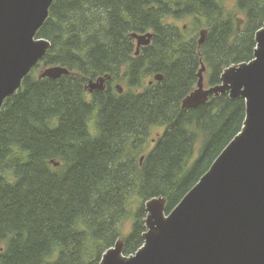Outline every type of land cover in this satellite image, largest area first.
I'll use <instances>...</instances> for the list:
<instances>
[{
    "label": "trees",
    "instance_id": "1",
    "mask_svg": "<svg viewBox=\"0 0 264 264\" xmlns=\"http://www.w3.org/2000/svg\"><path fill=\"white\" fill-rule=\"evenodd\" d=\"M263 23L264 0H54L37 67L74 74L39 79L35 66L2 104L0 264H98L119 236L134 253L144 202L163 196L170 212L241 129L243 99L181 107L201 63L204 80L219 83L225 67L252 58ZM148 31L135 55L130 34ZM156 73L161 81L145 82ZM104 74L103 91L84 88Z\"/></svg>",
    "mask_w": 264,
    "mask_h": 264
},
{
    "label": "water",
    "instance_id": "2",
    "mask_svg": "<svg viewBox=\"0 0 264 264\" xmlns=\"http://www.w3.org/2000/svg\"><path fill=\"white\" fill-rule=\"evenodd\" d=\"M53 1L0 0V111L50 49V41L37 32ZM234 16L239 31L244 19ZM130 36L138 55L154 33ZM203 39L204 34L199 42ZM254 41L252 58L225 67L217 84L205 86L201 63L195 88L181 102L185 109L206 103L210 96L243 99L240 131L170 212L166 213L163 196L144 202L143 244L134 253L124 254V238L119 236L98 264H264V23ZM69 74L74 73L52 65L41 68L37 77L58 79ZM110 77L89 78L84 88L90 93L103 91ZM153 78L161 81L163 75L156 73ZM116 89L122 93L124 88L116 84Z\"/></svg>",
    "mask_w": 264,
    "mask_h": 264
},
{
    "label": "rangeland",
    "instance_id": "3",
    "mask_svg": "<svg viewBox=\"0 0 264 264\" xmlns=\"http://www.w3.org/2000/svg\"><path fill=\"white\" fill-rule=\"evenodd\" d=\"M232 6H233V3L230 1V3L228 4V7L229 8H232ZM185 23V20L184 21H180V22H178V24L179 25H183ZM236 23V22H235ZM243 25V24H242ZM241 25V26H242ZM241 28V27H240ZM202 34H205V32L203 31V30H201L200 32H198V39L199 38H201V35ZM45 66H42V65H39L38 67L36 66L35 68H34V70H33V75L35 76V77H37L38 76V73H39V70L41 69V68H44ZM205 72V71H204ZM152 79V76L151 77H147L146 79H145V82H148L149 80H151ZM123 86H124V84H122ZM208 85H210V84H208L207 83V81H205V86H208ZM124 88H125V86H124ZM163 131V128L162 127H159V128H155L154 129V131L152 132V135L150 136V138H149V140H150V142H149V144H148V148L147 149H149L151 146H152V144H153V142H154V138H155V136L158 134V133H161Z\"/></svg>",
    "mask_w": 264,
    "mask_h": 264
},
{
    "label": "flooded vegetation",
    "instance_id": "4",
    "mask_svg": "<svg viewBox=\"0 0 264 264\" xmlns=\"http://www.w3.org/2000/svg\"><path fill=\"white\" fill-rule=\"evenodd\" d=\"M204 36H205V34H204ZM201 66V65H200ZM203 75H204V73H203ZM109 80V79H108ZM152 80H154V78H153V76H152V79L151 80H149V82L151 83L152 82ZM156 81V80H155ZM107 82V81H106ZM204 82H205V80H204ZM118 84V83H117ZM115 88H116V84H115ZM124 88V87H123ZM123 91H124V89H123Z\"/></svg>",
    "mask_w": 264,
    "mask_h": 264
},
{
    "label": "bare ground",
    "instance_id": "5",
    "mask_svg": "<svg viewBox=\"0 0 264 264\" xmlns=\"http://www.w3.org/2000/svg\"><path fill=\"white\" fill-rule=\"evenodd\" d=\"M114 2V1H113ZM90 7V6H89ZM140 10V9H139ZM181 15V14H180ZM98 35V34H97ZM212 77V76H211ZM54 88V87H53ZM165 122V121H164ZM165 158V157H164ZM133 176V175H132ZM99 212V211H98ZM119 216V215H118Z\"/></svg>",
    "mask_w": 264,
    "mask_h": 264
}]
</instances>
